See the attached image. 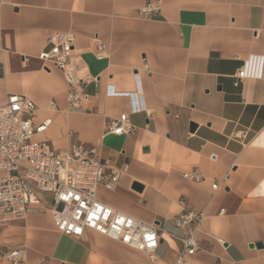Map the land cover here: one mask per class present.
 Listing matches in <instances>:
<instances>
[{
	"label": "crops",
	"instance_id": "1",
	"mask_svg": "<svg viewBox=\"0 0 264 264\" xmlns=\"http://www.w3.org/2000/svg\"><path fill=\"white\" fill-rule=\"evenodd\" d=\"M147 4L161 11L143 20ZM54 33L75 35L91 79L75 105L62 73L38 59ZM253 58L262 79L235 86ZM10 95L35 103V127L47 123L36 142L94 147L122 169L97 199L163 235L153 259L93 231L63 235L38 208L4 229L2 248L21 250L19 264H174L182 244L167 236L183 235L175 220L189 212L203 215L190 264H264V0H0V106ZM134 103L151 113L132 114ZM125 113L135 132L109 133ZM195 173L205 181L184 177Z\"/></svg>",
	"mask_w": 264,
	"mask_h": 264
},
{
	"label": "built area",
	"instance_id": "2",
	"mask_svg": "<svg viewBox=\"0 0 264 264\" xmlns=\"http://www.w3.org/2000/svg\"><path fill=\"white\" fill-rule=\"evenodd\" d=\"M160 11V4H147L138 13L141 19L149 20ZM75 41L72 33H54L48 38L49 49L38 56L45 69L62 73L69 85L68 100L72 105L82 100L84 87L91 81L82 60L75 54ZM103 51L104 46L99 44L98 57H102ZM262 65V58L247 61L235 75V86L249 78L262 79ZM108 94L128 96L113 87H109ZM130 96L135 99L134 95ZM36 110L34 102L19 95L8 96L0 106V260L12 264L22 261L21 250H3V232L7 225L26 219L38 208L51 212L56 229L63 235L80 239L87 231H93L154 259L163 239L158 226L144 223L97 199L98 188L113 190L124 171L101 159L94 147L77 144L67 151H57L48 143L36 142L35 134L47 127V123L34 126L32 118ZM131 112L151 113L136 103ZM107 130L114 135H132L136 128L125 113ZM184 177L197 183L205 181L199 173ZM218 187L215 183L212 189ZM41 195H49V205L43 207ZM202 218L203 215L189 212L175 220L183 235L167 236L182 244L174 264H190L189 259L203 250L197 241Z\"/></svg>",
	"mask_w": 264,
	"mask_h": 264
},
{
	"label": "water",
	"instance_id": "3",
	"mask_svg": "<svg viewBox=\"0 0 264 264\" xmlns=\"http://www.w3.org/2000/svg\"><path fill=\"white\" fill-rule=\"evenodd\" d=\"M193 127V130L196 128V125H193L192 126ZM134 188L136 189V190H138V191H142L143 190V187L141 186V185H139V184H136L135 186H134ZM257 247H259V245H257Z\"/></svg>",
	"mask_w": 264,
	"mask_h": 264
}]
</instances>
